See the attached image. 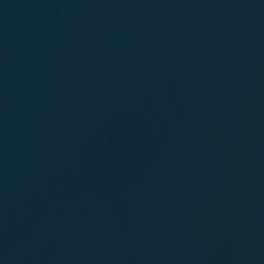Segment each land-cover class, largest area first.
<instances>
[{"label":"water","instance_id":"obj_1","mask_svg":"<svg viewBox=\"0 0 264 264\" xmlns=\"http://www.w3.org/2000/svg\"><path fill=\"white\" fill-rule=\"evenodd\" d=\"M0 264H264V0H0Z\"/></svg>","mask_w":264,"mask_h":264}]
</instances>
